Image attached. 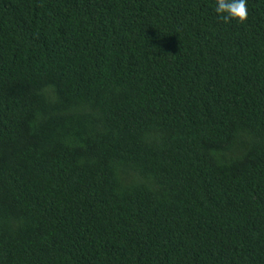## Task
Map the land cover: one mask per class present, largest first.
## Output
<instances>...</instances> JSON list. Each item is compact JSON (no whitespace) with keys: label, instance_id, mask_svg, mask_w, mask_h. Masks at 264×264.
<instances>
[{"label":"trees","instance_id":"trees-1","mask_svg":"<svg viewBox=\"0 0 264 264\" xmlns=\"http://www.w3.org/2000/svg\"><path fill=\"white\" fill-rule=\"evenodd\" d=\"M0 0V264H264V0Z\"/></svg>","mask_w":264,"mask_h":264},{"label":"clouds","instance_id":"clouds-1","mask_svg":"<svg viewBox=\"0 0 264 264\" xmlns=\"http://www.w3.org/2000/svg\"><path fill=\"white\" fill-rule=\"evenodd\" d=\"M214 10L226 24L233 20L243 24L249 16L248 0H215Z\"/></svg>","mask_w":264,"mask_h":264}]
</instances>
